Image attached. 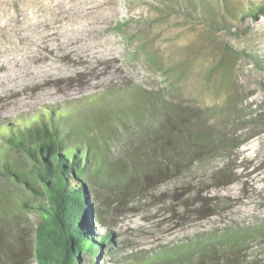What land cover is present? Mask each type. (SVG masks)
<instances>
[{
    "label": "rangeland",
    "instance_id": "374dc122",
    "mask_svg": "<svg viewBox=\"0 0 264 264\" xmlns=\"http://www.w3.org/2000/svg\"><path fill=\"white\" fill-rule=\"evenodd\" d=\"M261 1L0 0V126L110 88L163 90L166 79L172 98L185 105L208 111L233 106L231 115L210 117L211 126L228 134L250 126L249 114L264 107V70L245 54L264 61V16L248 15L250 4ZM76 39L82 41L73 45ZM262 127L253 128L256 134L229 151V158L195 164L124 201L100 195L105 223L93 226L100 235L114 233L115 257L132 262L202 236L264 223ZM124 133L120 127L119 137ZM3 191L33 199L0 169ZM25 214L18 210L14 218L22 229L30 226L29 236L41 216ZM19 231L6 228L4 235L16 243ZM245 254L242 261L231 255L230 264H264V245L255 242ZM113 260L103 256L99 264Z\"/></svg>",
    "mask_w": 264,
    "mask_h": 264
},
{
    "label": "trees",
    "instance_id": "16d2710c",
    "mask_svg": "<svg viewBox=\"0 0 264 264\" xmlns=\"http://www.w3.org/2000/svg\"><path fill=\"white\" fill-rule=\"evenodd\" d=\"M248 15L263 17L264 1L251 3ZM245 54L264 70L260 57ZM165 83L163 90L110 88L70 103L46 105L0 126V169L15 187L33 195L28 200L15 199L14 192L0 194V264H99L103 256L114 259L110 264H230L231 255L242 261L253 243L264 245L261 223L202 236L130 262L113 254L114 233L100 235L93 226L104 227L105 212L98 204L103 193L124 201L178 178L195 164L229 158L261 124L264 133L263 106L249 114L250 126L228 134L211 126L210 117L231 115L233 106L208 111L185 105L172 98L167 79ZM245 129L248 136L240 140ZM116 142L119 155L113 150ZM18 210H26L25 217L29 211L41 216L29 236L30 226L22 229L14 218ZM6 228L20 230L16 243L6 239Z\"/></svg>",
    "mask_w": 264,
    "mask_h": 264
},
{
    "label": "bare ground",
    "instance_id": "6f19581e",
    "mask_svg": "<svg viewBox=\"0 0 264 264\" xmlns=\"http://www.w3.org/2000/svg\"><path fill=\"white\" fill-rule=\"evenodd\" d=\"M32 36H33V35H32ZM80 40L82 41V39H76L75 42H73L72 44L74 45V44L80 43V42H79ZM108 48H109V47H108Z\"/></svg>",
    "mask_w": 264,
    "mask_h": 264
}]
</instances>
